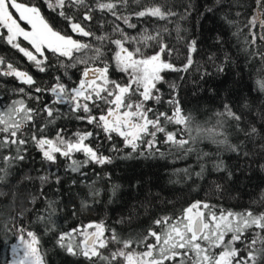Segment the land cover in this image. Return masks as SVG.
<instances>
[{
	"label": "trees",
	"instance_id": "trees-1",
	"mask_svg": "<svg viewBox=\"0 0 264 264\" xmlns=\"http://www.w3.org/2000/svg\"><path fill=\"white\" fill-rule=\"evenodd\" d=\"M85 2L89 6L93 5V0ZM96 2L108 3L111 0ZM128 4L129 7L121 11L125 16L131 17L130 22L136 24L137 28H128L124 24L119 26L132 36L145 32L154 35L167 27L169 31L164 34V40L172 46L173 53L166 59L176 67H181L185 63L188 55L186 42L189 39L198 41V54H193L194 64L189 71L167 72L164 76L167 83L157 85L162 94L161 102L155 104L150 101L146 105L172 115L173 105L167 101L176 95L180 102L181 114L186 116L188 124L187 127L174 123L166 124V129L169 132H176L177 139L188 140L189 143L184 148L190 151L185 154L184 149H177L175 145L161 147L162 134H158L157 147L166 153L165 157L137 156L133 153L131 158L124 159L129 149L123 148L120 139L115 138L117 146L123 148L119 154L121 158L116 159L112 165H88L82 170L86 174L83 177L79 173L66 172L67 161L59 156L55 166H46L41 161L37 148L30 144L25 161L19 167H10L7 160L0 159V175L5 177L0 180V264H10L14 260L12 249L14 245L21 244V228L24 229L25 241L30 240L27 231L36 233L39 240L37 252L45 264H127L125 258L112 255L125 249L122 244H113L107 231L105 237L109 239V243L107 248L100 249L99 259L93 258L90 261L58 249L54 242V232H46L44 223L36 219L39 215L47 214L48 199L56 201L57 210L52 217L57 223L55 233L67 232L73 228L83 229L89 223L103 222L106 229L111 228L118 240L123 241L137 239L145 236L148 231L157 230L159 226L153 223L154 220L164 216H179L183 209L195 201L216 205L234 213L248 211L253 215H264V158L259 151L264 147V142L257 136L250 143L239 132V128H243L245 124H251L258 130H261V125L264 124V119L260 118L264 113V92H259L256 87V82L264 79L262 38L264 29L260 28L259 21L255 28L246 26L253 16L260 15L261 9L257 6V0H222L219 5L215 0H128ZM39 6L57 29L68 30V24L55 12L47 9L44 3ZM159 6H171L178 17L186 9L190 14L186 18L167 22L132 16L135 11ZM207 8L213 11L209 13L206 11ZM82 11V7L73 6V12L69 15H79ZM91 15L92 20L78 19L77 22L85 26V30L91 29L96 35L111 34L118 38L111 32L110 27L119 23L118 21H114L109 14L100 12L95 7H92ZM228 21L233 23L229 24ZM176 24L180 26L178 34ZM67 34L73 35L70 31ZM217 37L223 41L222 44L216 43ZM73 38L82 42L89 40L87 37L75 35ZM21 46L28 47L26 42H22ZM112 49H114L112 45H106L103 49L109 63H112L114 54ZM154 51V48L144 49L145 55H152ZM210 56L216 57L214 61L216 65L224 61L222 74H215L214 66L209 63ZM0 61H3L0 63V116L10 112L17 101L23 100L27 107L36 104L35 101L26 98L19 91L20 88H24L29 97L38 95L34 91L30 92L29 87L18 78L3 75L8 71V64L16 71L27 72L36 81L34 87L41 88L53 84V75L59 76L63 71L61 69L55 73H41L22 53L3 41H0ZM205 70L213 75L201 79V74ZM79 71V68L70 69L68 75L77 80ZM109 75L118 82L124 80L123 75L113 74L111 69ZM65 83L69 81L65 79ZM171 84L177 86L175 93L169 88ZM50 97V93H43L39 106L47 103ZM225 104L237 115L244 113L238 128L232 127L235 122L231 121V118L221 115L224 111L222 106ZM57 107L63 112H70L68 105ZM12 115L15 117L16 114ZM56 128L66 129L69 135L76 131H95L90 125L69 119L67 116L49 127V138L54 136ZM25 132L26 135L29 134L27 129ZM261 134L264 135V130H261ZM101 141L102 146L110 147L108 142L103 141V137ZM237 143L240 144L241 152L248 153L247 157L231 151ZM104 154L110 153L105 151ZM9 155H14V152L0 150V157ZM74 158L82 160L83 156L78 153ZM219 163H223L224 171H215L214 165ZM201 167L204 169L203 177H196L195 173L200 172ZM184 169L187 171H183ZM229 172L231 177L227 175ZM49 173L61 176L60 184L44 185L42 193L44 199H36L33 203L34 198L41 196V185L35 178ZM51 179H54V176ZM73 180L76 181L75 184L72 183ZM113 185L120 186L115 195H112ZM93 193L98 195L94 196ZM253 233H259L264 237V232L253 228L245 233L244 239L250 242ZM146 239L148 244L154 242L150 237ZM76 241L82 243L79 236L76 237ZM235 246L243 247L239 242ZM22 251L23 248H20L19 252ZM132 251L140 253L144 251V246L138 245ZM103 257L108 259L105 260ZM172 264H179V260Z\"/></svg>",
	"mask_w": 264,
	"mask_h": 264
},
{
	"label": "snow or ice",
	"instance_id": "snow-or-ice-1",
	"mask_svg": "<svg viewBox=\"0 0 264 264\" xmlns=\"http://www.w3.org/2000/svg\"><path fill=\"white\" fill-rule=\"evenodd\" d=\"M215 2L219 5L222 0ZM41 3L68 24L67 31L63 28L57 29L46 18L39 6ZM73 6L82 7L83 11L79 15H69L73 12ZM138 6L142 7V5ZM257 6L261 9L259 17L253 16L246 26L255 28L259 21L260 28L264 29V0H257ZM92 7L100 12H106L114 21L119 22L110 25L111 32L118 38H114L111 34L96 35L91 29L85 30V26L77 22L78 19L92 20ZM128 7V0H111L108 3H97L93 0L92 6H89L85 0H23V2L0 0V41L22 53L41 73H55L63 69L59 76L53 75V84L41 88L34 87L36 81L27 72L16 71L11 64L7 65L8 71L3 75L18 78L21 83L29 87L30 92L34 91L38 94L29 97L25 89L20 88L19 91L36 104L27 107L24 101L20 100L13 104L10 112L0 116V150L14 152V155L2 156L0 159L7 160L10 167H19L25 161L29 144L37 148L41 161L46 166H55L59 156L67 161L66 172L79 173L82 177L86 175L82 170L88 165H112L116 159L121 158L119 154L123 148L129 149L124 159L131 158L133 153L137 156L165 157L166 153L157 147L158 134H162L161 147L175 145L177 149H184L185 154L190 151L184 148L189 143L188 140L177 139L176 132H169L166 129V124L174 123L185 127L188 124L186 116L181 114L180 102L176 95L167 101L173 105L172 115L146 105L150 101L155 104L161 102L162 94L157 85L167 83L164 79L167 72L189 71L194 64L193 54H198V41L189 39L186 42L188 55L185 63L181 67H176L166 59L173 53L172 46L164 40V34L169 31L167 27L154 35L145 32L132 36L119 26L124 24L128 28H137L136 24L130 22L131 17L125 16L121 11ZM206 11L211 13L213 9L207 8ZM189 14L186 9L178 17L171 6H159L135 11L132 16L167 22L186 18ZM228 23L231 24L233 21ZM68 31L75 36L87 37L89 40L82 42L80 39H74L73 35L67 34ZM179 32L180 26L176 24V33ZM22 42H26L28 47H22ZM216 43L222 44L223 41L217 37ZM106 45L114 46L112 63H109L105 57L103 49ZM145 48H154V54L145 55ZM215 59L216 57L210 56L209 63L214 66L216 75L222 74L224 61L216 65ZM77 68L80 69L79 78L73 80L68 75V71ZM110 69L113 74L123 75L124 80L118 82L110 78ZM212 75L213 73L205 70L201 74V79ZM65 79L69 83H65ZM176 87L175 84L169 85L173 93ZM256 87L259 92H264V79L258 80ZM43 93H50L51 97L40 107ZM57 105H68L70 112H63ZM222 107L224 111L221 115L231 118V121L235 122L232 127L238 128L244 113L237 115L227 104ZM12 113L16 114L15 117ZM65 116L86 123L95 131H76L69 135L66 129L56 128L54 136L49 138V127ZM260 118L264 119V113ZM25 129L29 134L26 135ZM261 130H264V124L261 125ZM261 130L251 124L239 128L244 139L250 143L257 136H260L261 141L264 142ZM101 137L110 144V147L102 146ZM115 138L120 139L123 148L117 146ZM105 151L110 154L105 155ZM231 151L239 152L245 157L248 155L247 152L240 151L239 143L235 144ZM259 151L264 158V147ZM78 153L83 156L82 160L74 158ZM214 169L217 172L224 171L223 163L215 164ZM183 171L186 172L187 169ZM203 172L204 169L201 167V171L196 172L195 176L202 178ZM227 175L231 177L230 172ZM53 176L54 179H51ZM4 178L0 175V180ZM35 179H38L41 185V196L34 198L33 203L36 199H44L42 194L44 185L49 183L59 185L62 177L49 173ZM72 183L75 184L76 181L73 180ZM119 187V185L112 186V195L116 194ZM56 210V201L48 199L47 214L37 216V221L44 223L46 232H54V242L58 249L90 261L93 258H101L100 249L107 248L109 243V239L105 237L107 231L110 241L113 244H122L125 249L112 255L125 258L127 264H165V262L172 264L176 260H179V264H264V237L259 233H253L250 242L244 239L245 233L250 229L257 228L260 232H264V215H253L248 211L234 213L216 205L195 201L183 209L179 216H164L154 220L153 223L159 226L157 230L148 231L145 236L137 239L123 241L118 240L111 228L106 229L103 222L89 223L83 229L73 228L67 232L55 233L57 223L52 217ZM89 229L92 231H88ZM23 233L24 229L21 228V244L14 245L12 249L13 253H18L19 249L23 248V254L15 264H45L44 259L37 252L36 246L39 240L36 233L27 231V236L30 238L28 241L24 240ZM77 236L81 238L82 243H77ZM147 237L152 238L154 242L148 244ZM237 242L243 247L237 248L235 246ZM141 244L144 246V251L140 253L132 251ZM103 259L107 260L108 257Z\"/></svg>",
	"mask_w": 264,
	"mask_h": 264
},
{
	"label": "rangeland",
	"instance_id": "rangeland-1",
	"mask_svg": "<svg viewBox=\"0 0 264 264\" xmlns=\"http://www.w3.org/2000/svg\"><path fill=\"white\" fill-rule=\"evenodd\" d=\"M22 254H23V251L21 253L20 252L13 253L12 257L14 258V260H12L10 264H15V262L19 260V257L22 256Z\"/></svg>",
	"mask_w": 264,
	"mask_h": 264
}]
</instances>
